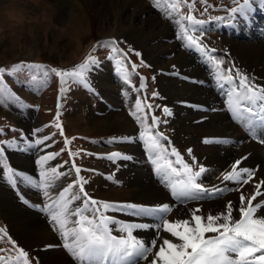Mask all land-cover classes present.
Segmentation results:
<instances>
[{
	"label": "snow or ice",
	"instance_id": "snow-or-ice-1",
	"mask_svg": "<svg viewBox=\"0 0 264 264\" xmlns=\"http://www.w3.org/2000/svg\"><path fill=\"white\" fill-rule=\"evenodd\" d=\"M152 3L164 13L166 18L178 26L177 38L183 42V47L199 52L213 67L219 86L222 89L225 84L231 86L228 92V107L233 119L240 122L253 139L259 138V142L264 144V86L255 83L254 79L236 68L234 64L225 69L224 59L213 54L216 49L208 48L202 41L205 20L198 19L194 14L196 5L197 3L205 5L201 15L206 14L209 8L214 6L208 5L207 0H163V4L166 5L163 8L161 7L162 0H152ZM256 3L264 6V0H242V2L232 0L235 6L227 9L229 23L235 21L238 16L247 20L252 15ZM185 7L187 13L183 12ZM212 19L223 21L225 18L215 16ZM118 44L119 42L115 39L104 41L94 46L93 51L96 47H110L111 54L107 59L115 61L117 74L123 83L128 85L137 65L129 61L132 70L130 73L125 67V61L128 60V53L135 52V50L129 48L128 52H125ZM135 55L139 57L141 53L135 52ZM141 63L143 64L142 61ZM99 64L100 61L90 53L83 63L68 70L55 67L49 69L43 64H25L24 62L14 64L7 70L0 67V105L7 106L6 101L8 100L19 101V97L4 83L2 74L6 71L9 76L16 75L25 69L44 72V86H47L50 74H54L59 78L60 96L57 102L55 122L52 126L59 131L61 136H64L63 126L59 121L61 107L59 99L69 90L67 86L70 82L93 91L87 77L92 67ZM32 81L37 83L34 74ZM145 87L144 78L140 77L139 89ZM124 95L128 96V92L125 91ZM157 95L158 93H153V96ZM145 107L149 111L152 110L150 103L146 106L142 105L141 99L137 97L134 108L129 114L139 125L138 140L143 143L157 177L168 189L170 195L177 202L187 204L190 201L215 198L224 193L226 190L224 188L205 187L202 178L207 169L199 165L194 156L192 163H189L175 147H168L162 143V141H167V137L159 131L160 120L152 115L149 125ZM163 111L166 115L172 114L167 107ZM257 129L261 130L259 137ZM4 131L0 128V133ZM40 131L42 130H35L36 133ZM52 136H55V133ZM52 136L46 135L34 141L28 139L25 147L20 150L27 151L40 146L50 147L46 141L51 140ZM25 139L24 134L21 133L19 140L23 142ZM115 139L113 138L109 143L114 142ZM120 139L122 142L131 143L135 138L125 136ZM203 142L205 144L229 143L227 140L214 139H205ZM71 143L70 139L65 138V148L61 151L68 150L69 157L74 158L79 156L80 152H72L69 149ZM17 148V139H0V176L13 188L23 182L51 199L50 190L56 182L74 171L75 179L63 187L58 197L51 204H46L41 211L48 213L53 230L59 234L63 242V249L76 264H142V262L143 264H264V199H257L264 196V192L261 191L264 179L253 184L255 190L251 195L240 191L255 177L256 170L240 167L247 157L237 159L231 165V171L222 174L223 181L236 185L235 188L227 190L240 192L238 207L234 206L232 201H228L222 211L216 214L209 212L206 215L200 207H196L190 210L187 218L170 220L168 215L173 212V207L168 203L147 206L137 203L98 201L92 198L85 190V185L89 181L81 175V172L85 170L78 166L74 159L67 173L58 170L64 167L63 164L58 167L47 166L49 161L60 155L57 152L41 155L35 161L40 172L39 178L33 179L10 166L6 152ZM187 152L189 156H192L191 148L187 149ZM87 154L91 155V153ZM98 158H106L112 162L132 159L131 156L122 154L120 151ZM64 163L68 164L69 161ZM87 171L95 172L94 169ZM108 179L112 177L109 176ZM78 201L80 203H76ZM24 203L27 204L28 201L24 200ZM109 212L123 213L133 218H151V221L119 219L109 215ZM234 212L238 214V218ZM149 231L154 233L150 240L136 234ZM0 233L4 236L8 235L5 229H0ZM161 233H166L168 236H161ZM11 243L16 252L15 264H30L29 253L17 246L15 241ZM0 251L4 250L0 249ZM4 261L5 258L0 256V262Z\"/></svg>",
	"mask_w": 264,
	"mask_h": 264
},
{
	"label": "rangeland",
	"instance_id": "rangeland-1",
	"mask_svg": "<svg viewBox=\"0 0 264 264\" xmlns=\"http://www.w3.org/2000/svg\"><path fill=\"white\" fill-rule=\"evenodd\" d=\"M66 1L65 4L59 7L55 5V2L52 0H0V67H4L7 70L14 64L24 62L25 64H43L49 69L55 67L68 70L83 63L86 57L91 53L100 61L98 66L92 67L87 77L93 91H89L81 85L69 83L67 86L69 90L59 99L61 105L59 109V121L64 129V136H61L59 131L52 126L55 122L57 102L60 96L59 78L55 77L54 74H50L48 84L44 86V72L35 69L31 71L25 69L16 75L9 76L6 71L2 74L4 83L19 97V101L8 100L6 101L7 106L0 105V128L5 130L3 133H0V139L18 140V148L15 150L10 149L6 152V155L9 157L10 166L14 167L17 171L24 172L33 179H38L40 172V168L35 161L41 155L57 152L60 153V155L57 156L56 159L49 161L47 166L58 167L63 164L64 167L62 169L58 168V170L67 173L71 168L72 159H74L75 163L85 170L81 172V175L89 181L85 185V190L92 198L98 201L132 203L133 200L131 199L123 201L99 196L95 194V190L99 188L100 185L102 186L104 182V184H106L105 187H110V189L120 188V186L121 188H130V185L122 183V179L130 178L134 180L135 176L139 175L140 171L145 172V168H143L142 162H140L139 159L140 155L143 161L149 164L151 162L143 143L138 140L139 125L129 114L134 108L135 99L139 97L142 101V105L146 106L149 103L152 105L151 111L145 107V112L149 117L147 123L149 125L151 124L152 115L159 118V131L167 137V141H162V143L168 147H175L189 163H192V157L194 156L197 163L201 165V159L193 149L192 156L188 155L187 149L191 148L190 145L187 142L181 143L175 137L177 128L175 124L177 119H179L176 117L177 111L182 107H189L191 101L187 104V100H178L176 103L175 101L171 103L169 93L166 91L167 88L163 87L168 81L172 80L171 78L178 80L176 84L179 86H183V81L191 85L195 84L196 81L192 79L191 75L184 78V76L181 77L182 75L180 73L173 71L175 64H170L169 61L174 58L176 50L171 51L168 49L173 42V38L162 35L161 38L155 37L143 40V36L147 35L145 32L149 31L150 33V27L146 24L143 25L144 21L142 20L146 19V17L148 20L149 16L150 18L151 16L152 18L153 16L154 18H161L164 16V13L160 9L153 6L152 0H147V6L149 8V10H147L150 13L138 14L136 19L131 18L132 15H130V12L135 8V6L132 5L129 7V10H123V14L126 16L127 20L125 18L121 24H113V19H115L113 15L109 18L107 17L106 20L102 18L97 22L96 15L92 23H77L76 26L70 25L71 27L69 26V23L72 21L71 19L75 14L77 15V11L80 8H85V1ZM51 2L52 4H50ZM207 2L208 5H213L214 7L209 8L206 14L201 15L205 5L197 3L196 12L194 13L198 19L205 20V25L203 26L205 31L202 41L208 48L216 49L213 54L218 58H223L225 63H228L229 56H227V54L230 53L220 50L219 47H217L219 45H217L214 39L220 41L222 38L221 35L225 34L227 30L232 27L231 25L229 28L228 26L223 29L218 28V26H221L222 22H228L227 9L235 5L232 4V0H207ZM109 4L110 3H106V6L103 5L102 8L107 11V6L110 7ZM161 7H166V5L162 4ZM88 10L90 11V9ZM183 12L187 13L186 7L183 9ZM90 13L91 15L95 14L91 11ZM259 13L254 14L253 12L250 16L252 18L257 17L255 20L253 19V21L257 23L259 21L257 20L258 16H260ZM215 16H221L225 19L223 21H216L212 19V17ZM250 17L247 20L243 18V21L252 19ZM166 20L170 19L166 18ZM174 25L175 24H173V26ZM122 26H125L123 27L124 29L121 28ZM161 26L164 27V24L161 22L157 24L158 28ZM172 32L178 34L179 29L177 25L173 27ZM196 34L198 35L199 33ZM134 36H141L139 37L140 42H135L133 40ZM229 36L236 35L231 32ZM112 39L118 41V46L125 52H128V49L131 48L134 49L135 52L141 53L139 57L135 55V52L128 53V60L125 61L127 70L130 73L132 71L129 61L137 65L136 71L132 73L131 82L128 85L124 84L117 74L115 61L107 59L111 54L110 47H96V50L93 51L94 46ZM222 39L224 40V38ZM178 47L184 50L183 45ZM190 53L192 57L195 56L198 58L202 56L195 50H190ZM204 61H206L205 58ZM232 62L237 63L236 60H232L231 63ZM190 66L191 65L183 67V69H189L190 71L193 69V67ZM33 74L36 76L37 83H33L32 81ZM140 77L144 78V83L146 85L144 89H139ZM202 84L203 83L200 85L202 86ZM170 87L172 88V85H170ZM125 91L128 92V96L124 95ZM153 93H158V95L153 96ZM188 94L181 91L183 97L185 95L188 97ZM188 98L191 99L192 97ZM193 103L195 104L194 107L190 106L193 111L192 114L196 115L199 113L202 117L207 115H202V113L206 112L207 103H200V101H194ZM222 103H224V105H226V103L228 104L227 101H222ZM165 107L170 109L172 113L170 116L164 113L163 109ZM227 108L229 109L228 105ZM113 111L124 113L133 121L135 130L128 131V133L136 134V136L130 144L123 145V142L116 136V132L99 133L95 132V130L93 132V130L90 129L92 116H102L110 114L109 112ZM183 114H186V111L182 113V115ZM230 116L233 119L232 115ZM12 129H16V131H12ZM36 129H41L42 131L36 133ZM21 133H23L26 138L23 142L19 140ZM53 133H55V136H52ZM247 134L250 138H253L248 131ZM46 135L52 136L51 140L46 141V144H49L50 147L44 148V146H40L27 151L20 150L25 147L28 139L34 141ZM131 136L134 138V135ZM65 138L72 141L69 145V149L72 152L79 151V156L70 158L68 150L61 151V149L65 148ZM113 138H116L115 141L109 143ZM127 146L130 148H125ZM115 151H120L122 154L129 155L132 159L112 162L106 158H98L106 157L108 154ZM87 153H91V155ZM137 155L138 159L136 158ZM65 161H69V163L65 164ZM88 169H94L95 172L87 171ZM153 172L154 166L152 171L151 169L149 170L150 174ZM122 174L124 176H122ZM205 175L202 178L204 180H202L204 185L207 186V188H214L212 185L215 182L211 183L212 179L210 180V178L205 177ZM109 176H111L112 179H108ZM216 176L213 177L215 180H217ZM73 179H75L74 171L70 175L62 177L57 181L56 185L50 190L51 199H49L45 197L42 192L23 182L18 183L17 187L13 188L7 184L2 176H0V201H3V198L4 200L10 198L12 201L19 203L22 207H26L30 213L41 215L52 230L53 228L48 213L41 211V209L46 204H51L52 201L58 197V193L62 191L63 187H66ZM143 179H145L144 176ZM74 191H78V189H74ZM24 200H27L28 203L25 204ZM141 202L140 204L147 206L160 205H148L149 203L147 201ZM76 203L80 202L78 201ZM74 206L75 205H73V207ZM108 214L124 220H136L139 222L151 221V218H133L117 212H109ZM0 229H5L8 234L4 236L3 233H0V249L4 250L0 251V256L5 258V261L0 262V264H15L14 258L16 252L11 241H15L17 246L22 247L29 253L30 264H37V261L38 264H45L38 254L39 251L27 247L12 231L11 224L3 214L1 204ZM136 234L149 240V237L145 236L146 232H138ZM9 237L11 239H9ZM58 248L60 247L58 246ZM45 249L46 248H43V250Z\"/></svg>",
	"mask_w": 264,
	"mask_h": 264
},
{
	"label": "bare ground",
	"instance_id": "bare-ground-1",
	"mask_svg": "<svg viewBox=\"0 0 264 264\" xmlns=\"http://www.w3.org/2000/svg\"><path fill=\"white\" fill-rule=\"evenodd\" d=\"M52 1L55 2L54 4L58 5L59 7L67 2L66 0ZM83 1H85V8H80L79 10L77 9V15L75 14V16L71 19L72 21L69 23V26H76L77 23H92L96 15L97 22H99L102 18H105L106 20L107 17L109 18L113 15L115 18L113 19V24H121L126 18V16L123 14V10H129V7L132 5H134L135 8L130 12V15H132L131 18L136 19L138 17L137 15L141 13H150L148 11L149 8L147 6V0ZM106 3H110V7L107 6V11L102 8V6ZM50 4H52V2ZM88 9H90V11L95 14L91 15ZM259 12V14L263 16L257 15L259 20L258 23L253 21L254 18L252 17H250L252 19L248 21H243L242 17H237V19L232 21L231 24H226L225 26L221 24V26H218L219 29H223L226 26L229 28L231 25L232 27H230V29H228L225 34H220L224 40L222 38L220 41H218V39L214 40L217 45H219L217 47H219L220 50L230 53L227 54V56H229V60L228 63L226 62L224 65L225 69L231 67L234 64L236 68H239L250 78L254 79L255 83L258 82L261 86H264V14L262 11ZM142 21H144L143 25L146 24L150 27V33L149 31L145 32L147 35L143 36V40L155 37L161 38L162 35L173 38V42L170 44V48H168L171 51L176 50L174 58L169 61L170 64H175L173 71L180 73L182 75L181 77L184 76V78H187L188 75H191L192 79L196 81L195 84L192 85L186 84L183 81V86H179L176 84L178 80L171 78V81H168L166 85H163L164 88L168 89L169 87V89H166V91L169 93L171 103L174 101L176 103L178 100H187L186 104L191 101V107H194V101L207 103L206 112L202 113V115L207 114L204 117L200 116L199 113L196 115L192 114L193 111L190 106L180 108V110L183 112L180 110L177 111L176 117L179 119H177L175 124L177 126L175 137L181 143L187 142L191 149H193L198 155V157L201 159V165H203L208 170V172L205 173L206 175L204 174L205 177L210 178V180L212 179L211 183L215 182L212 186L224 188L226 190L224 193L215 198H205L204 200L190 201L187 204L179 203L170 195V192L164 187L163 183H161L155 171L152 174L149 173L150 169L151 171L153 170V165L151 162L149 164L148 162L143 161L141 158L142 156L140 155L139 159L140 162H142L143 168H145V172L140 171V177L139 175H136L134 180L130 178L122 179V183L130 185V188H121L120 186V188L110 189V187H105L106 184H104V182L102 186L100 185L99 188L95 190V194L123 201H128L131 199L133 200L132 203L139 204L141 201V203L147 201L149 203L148 205L168 203L173 207V212L168 215V219L170 220L187 218L190 214V210L196 207H200L205 215L209 212L216 214L217 212L222 211L223 206L228 201H232L233 205L238 207L240 192L227 190L235 188L236 185L232 182L223 181L222 176L219 175H222L227 171H231V165L237 159L247 157L242 161L240 167H247L249 169L256 170L255 177L248 185H244L240 191L244 192L246 195H251L255 190L253 184L261 179H264V144H261L259 139L256 140L250 138L247 134V130L242 126V124L231 118L230 115H232V113L228 111V104L226 103V105H224V103H222V101L228 102V91L230 90L229 88L231 86L225 84L223 89L219 86V83L215 78V70H213V67L207 64L206 61H204V58L200 56L201 54L197 55L201 58H197L195 56L192 57L190 56V49L184 48V50H181L178 47L183 45V42L177 38V33L172 32L173 27L175 26H173L174 23L171 20H166L165 15L161 18H154V16L153 18L152 16L150 18L149 16L148 20L146 17V19ZM160 22L164 24V27H157V24H160ZM123 27L125 26H122L121 28ZM231 32L236 36H229ZM153 33L155 36H152ZM139 37L141 36H134L133 40L135 42L139 41ZM232 60H236L237 63L232 62V64ZM188 65H191L190 67H193V69L190 71L189 69L184 70L183 67H188ZM201 83H203L202 86L200 85ZM170 85H172V88ZM181 91H183L185 94L189 93L188 97L192 98L189 99L186 97V95L183 97L181 95ZM185 111L186 114L182 115V113ZM109 113L110 114L102 116H92L90 129H92L93 132L95 130V132L99 133L116 132V136H118L120 141V138L125 136L130 137L131 135H134L135 138L136 134L128 133V131L135 130V126L131 118L120 112L113 111ZM260 131V129H257L258 135ZM205 139L227 140L229 143L205 144L203 142ZM124 144L128 143L123 142V145ZM125 148L129 149L130 147L127 146ZM136 158L138 159V155ZM122 176L124 175L122 174ZM143 176L145 179H143ZM214 176L217 177V180L213 178ZM261 191L264 192V186H262ZM8 199L4 200L3 198V201H0V204L3 208L4 216L11 224L12 231L27 247L32 249L34 248L39 251L38 254L40 255L43 263L76 264V262L66 252V250L63 249V242L59 234L54 232L53 229H50V226L46 223L45 219L41 215L32 214L27 210L26 207H22L19 203L12 201L10 198ZM257 199L262 200L264 199V196L258 197ZM254 203H256V201H254ZM234 215L238 218L237 213L234 212ZM153 235L154 233L149 231L146 232L145 236L149 237L150 240ZM161 236L166 237L168 234L161 233ZM49 245H51V247H49ZM58 246L60 248H58ZM43 248L46 249L43 250Z\"/></svg>",
	"mask_w": 264,
	"mask_h": 264
}]
</instances>
